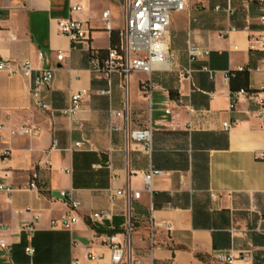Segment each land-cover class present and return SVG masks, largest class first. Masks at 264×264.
I'll use <instances>...</instances> for the list:
<instances>
[{"label": "crops", "instance_id": "1", "mask_svg": "<svg viewBox=\"0 0 264 264\" xmlns=\"http://www.w3.org/2000/svg\"><path fill=\"white\" fill-rule=\"evenodd\" d=\"M72 6L82 10L71 13ZM261 8L254 0H188L172 14L168 68L125 79L94 64L118 42L122 0H0V60L28 61L34 74L54 70L46 111L33 103L31 79L0 71V186L13 188L0 192V240L11 247L0 248V264H89L90 253L108 258V237L123 239L128 228L133 258L143 264H229L220 254L231 264H264ZM68 18L84 23L90 39L72 44L60 34ZM189 43L209 54L191 62ZM241 69L233 86L252 96L231 108L229 75ZM79 92L86 95L71 121L61 111ZM24 127L39 135H21ZM148 127L150 153L129 138ZM151 171L161 174L149 187ZM61 191L80 203L71 229L52 228L70 213ZM94 213L109 216L94 221ZM32 222L29 240L22 228Z\"/></svg>", "mask_w": 264, "mask_h": 264}, {"label": "built area", "instance_id": "2", "mask_svg": "<svg viewBox=\"0 0 264 264\" xmlns=\"http://www.w3.org/2000/svg\"><path fill=\"white\" fill-rule=\"evenodd\" d=\"M188 0H122V7L125 13V24L119 32L118 42L113 45L104 59L97 57L95 60L96 70L103 72L107 75L119 74L125 79H128L133 73L144 72L152 73L155 69H166L169 66V34L172 14L177 11L185 9ZM262 3V16L261 21L264 24V0H254ZM82 8L80 6H72L70 12H79ZM3 16L0 14V21ZM104 20L107 28H110V13H104ZM60 34L68 37L72 44H76L81 41H87L90 39V30L81 21L68 18L61 20L58 23ZM1 33V28H0ZM261 46V50L264 52V32L256 39ZM187 54L191 62H194L209 54V51L199 47L198 45L189 43L187 47ZM39 58L43 59L44 54L39 53ZM58 61H62L64 56L59 53L57 56ZM264 63V61H263ZM243 70V69H241ZM0 71L7 72L10 75H20L24 78L32 80V99L34 105L42 110L49 109V105L45 100V93L50 87L54 79V70H43L34 74L30 62L25 61L21 64L14 63L11 60H0ZM204 71L213 76V71L205 67ZM190 72H187V77L190 78ZM264 91V85L261 89ZM86 92L75 93L71 97V103L68 108L61 111V113L68 117L71 121H75L81 108L82 102ZM252 94L246 90L241 89L236 92H232V104L231 108H234L236 103L245 97H251ZM262 109L260 116L264 118V99L259 101ZM118 116L121 114L118 113ZM224 128L229 130L230 124L225 123ZM2 127H0V130ZM21 135L38 136L39 131L31 130L27 127L19 130ZM152 137L153 128L148 127L146 129H139L130 131L129 138L132 141L143 142L146 146V152L152 151ZM57 144L56 142L54 143ZM84 143H75V148H82ZM93 150L92 148H90ZM4 156L10 155V152L4 151ZM256 158L264 160V153L257 152ZM156 174H161L159 171H151L146 174L145 179L147 185L150 187L152 177ZM32 189H38L37 185L32 183L30 185ZM12 187L0 186V192L11 193ZM60 197L66 202L70 213L60 220L52 222V228L71 229L79 220L74 213L80 208V203L77 202L73 194L67 191H61ZM126 196L137 199L140 197L138 193L128 195L125 192H118L115 196ZM114 196V195H113ZM216 193H212V198H217ZM109 215L105 213H94L91 215V219L94 221H101L107 218ZM37 220V217H36ZM162 227L167 231H172V225L170 223H163ZM0 228L4 229L0 224ZM22 230L28 235V239L31 240L34 232L36 231V224L34 222L23 226ZM131 228H128L123 235V239H119L118 235L108 237L107 244L110 249L109 257H105L102 254L90 253L88 255L89 264H143L136 261L133 258V252L130 247ZM0 248L5 252L10 253L11 247L4 240H0ZM27 255H33L35 250L32 247L25 249ZM217 259L220 261L231 264L233 262L232 257H225L224 255H218ZM242 259L247 260L249 256L244 254ZM70 264H80L78 261H74ZM152 264V263H151Z\"/></svg>", "mask_w": 264, "mask_h": 264}, {"label": "trees", "instance_id": "3", "mask_svg": "<svg viewBox=\"0 0 264 264\" xmlns=\"http://www.w3.org/2000/svg\"><path fill=\"white\" fill-rule=\"evenodd\" d=\"M246 72V70L245 69H243V70H240V71H236V72H233V73H230V75H229V82H230V85H231V87H232V92H236V91H239V90H241V89H246L245 87H242V88H238V89H236L233 85V83L235 82V80H236V78L238 77V75L240 74V73H245ZM246 90H248V89H246ZM249 91V90H248Z\"/></svg>", "mask_w": 264, "mask_h": 264}]
</instances>
